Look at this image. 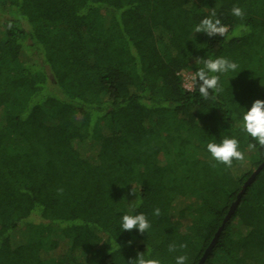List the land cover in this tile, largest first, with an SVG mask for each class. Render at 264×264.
<instances>
[{
	"label": "trees",
	"instance_id": "16d2710c",
	"mask_svg": "<svg viewBox=\"0 0 264 264\" xmlns=\"http://www.w3.org/2000/svg\"><path fill=\"white\" fill-rule=\"evenodd\" d=\"M213 9L225 37L193 31ZM221 56L239 67L214 99L184 86ZM258 98L264 0H0V264H198L264 161L241 129ZM223 136L231 169L206 148ZM139 213L148 233L121 231ZM203 264H264V167Z\"/></svg>",
	"mask_w": 264,
	"mask_h": 264
},
{
	"label": "clouds",
	"instance_id": "9594fccd",
	"mask_svg": "<svg viewBox=\"0 0 264 264\" xmlns=\"http://www.w3.org/2000/svg\"><path fill=\"white\" fill-rule=\"evenodd\" d=\"M232 15L243 18L245 13L239 6H233L231 9ZM193 31L195 33H205L209 37H225L228 29L221 19L217 17L215 9L211 13L204 17L197 25H195ZM195 63L197 70L191 74L186 80V87L191 91L197 84L199 87V94L204 99H214V94H219L223 91V87L220 83V74H226L229 72H235L239 65L226 58H201L195 57ZM241 129L254 141H256L261 147H264V99H256L250 108L242 114L241 117ZM255 147V145H250ZM208 153L211 156V166L224 165L227 169L233 167L234 161L243 162L245 160V154L240 149L239 140L235 137L223 136L220 142L210 141L206 145ZM132 193L136 195L137 192L133 186ZM154 215L160 216V208L154 209ZM151 224L144 213L139 214H124L121 217L120 228L121 231H131L136 229L139 233H148ZM131 244V241H129ZM180 248H187L186 243L179 245ZM177 245L170 244L169 252H175ZM187 256L179 255L175 259V264H186ZM127 264H160V262L145 255V251L138 252L135 258L127 261Z\"/></svg>",
	"mask_w": 264,
	"mask_h": 264
},
{
	"label": "water",
	"instance_id": "95a60500",
	"mask_svg": "<svg viewBox=\"0 0 264 264\" xmlns=\"http://www.w3.org/2000/svg\"><path fill=\"white\" fill-rule=\"evenodd\" d=\"M263 167H264V161H263L262 164H261V165H260V166H259V167H258L253 173H252V175L248 178V180L245 182L242 191L240 192V194H238L237 200H236L235 202H233V204L230 206L229 211H228L227 215L225 216L222 225L220 226V228H219L218 231L216 232V234H215V236H214V238H213L211 244H210L209 247L205 250V252H204V254H203V256H202V258H201V260L199 261L198 264H203V263H204L206 257L208 256V254L210 253L211 249L213 248V245H214V243L217 241V239H218V237H219V235H220V233H221L223 227L225 226L226 222H227V221L230 219V217L233 215V213H234V211H235V209H236V207H237V205H238V203H239V201H240V197H241L242 193L245 191L246 187H247L248 185H250V184L253 182L254 178H255L256 175H257V173H258Z\"/></svg>",
	"mask_w": 264,
	"mask_h": 264
},
{
	"label": "rangeland",
	"instance_id": "374dc122",
	"mask_svg": "<svg viewBox=\"0 0 264 264\" xmlns=\"http://www.w3.org/2000/svg\"><path fill=\"white\" fill-rule=\"evenodd\" d=\"M192 73H190L189 71H186V70H184V71H182L181 72V76H182V78H183V84H184V86L186 87V80H187V78L191 75ZM187 88V87H186ZM18 235L20 236V237H23V235L26 233V230L25 229H23V230H19L18 231Z\"/></svg>",
	"mask_w": 264,
	"mask_h": 264
}]
</instances>
